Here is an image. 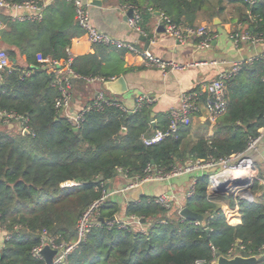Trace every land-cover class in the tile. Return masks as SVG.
I'll return each instance as SVG.
<instances>
[{"label": "trees", "instance_id": "16d2710c", "mask_svg": "<svg viewBox=\"0 0 264 264\" xmlns=\"http://www.w3.org/2000/svg\"><path fill=\"white\" fill-rule=\"evenodd\" d=\"M5 1L24 5L40 0ZM121 4L139 9L140 25L147 35L157 12L178 26L197 27L201 14L213 23L227 4L240 5L238 21L250 33L264 37V0L254 4L247 0H121ZM42 14L41 20L24 21L4 11L0 14V43L15 61L0 78V112L23 119L30 131L26 135L0 129V228L7 234L0 264H46L32 254L44 231L57 244L76 242L79 219L102 198L119 172L137 181L146 178L148 166L169 173L189 161L226 159L245 153L264 130V57L260 56L245 61L241 71L226 82V110L214 124L206 123L211 134L195 142L190 140L191 126L181 128L178 138L146 146L143 137L166 131L170 125L169 114L157 116L160 122L153 124L152 104L134 113L114 106L88 111L75 132L56 109L60 97L56 76L37 57L67 60V50L84 31L76 21L73 2L53 0ZM95 49L94 54L74 58L72 69L82 79L109 81L129 71L121 59L126 50L104 45ZM21 57L26 59L25 67L18 61ZM196 177L195 194L187 198L186 207L202 215L203 221L186 220L181 210H166L143 197L127 206L126 215L151 224L145 233L117 224L109 227L106 223L121 208L107 199L100 209V225L62 264H213L217 254L257 257L256 264H264V185L257 183L254 188L263 193L260 202L238 200L241 223L232 226L218 202L228 201L233 207L234 199L210 197L209 176Z\"/></svg>", "mask_w": 264, "mask_h": 264}, {"label": "built area", "instance_id": "2783aa9c", "mask_svg": "<svg viewBox=\"0 0 264 264\" xmlns=\"http://www.w3.org/2000/svg\"><path fill=\"white\" fill-rule=\"evenodd\" d=\"M53 0H40L39 2L27 3L24 5H11L5 0H0V9H15L20 11H32L34 15L19 16L15 19L24 21L26 19L41 20L42 12ZM73 2L76 7V21L78 25L83 29L84 35L92 45H104L107 47H114L117 49L126 50L129 53H139L137 48L129 42L117 40L106 34L99 32L92 24L89 5L85 3V0H68ZM250 4H254L256 0H247ZM124 9L129 13L132 12V16L128 17L129 26L136 32L144 34L141 28V14L138 8L133 6H126ZM161 25L164 26L166 32L175 37L182 44L187 43L189 40H199L197 47L202 50L211 49L215 40L214 36L210 32L209 28L205 25L197 27H181L174 24L167 16L160 15ZM1 28V25H0ZM230 39L236 48H240L242 45L258 46L264 45V37L255 35L238 27L230 33ZM68 59L63 61H55L51 58H44L41 55L37 57L38 62L44 69H48L56 76L55 85L59 88L60 97L55 102L56 109L61 113L68 112L71 107V90L74 83L79 80L89 81H101L108 82L105 79L100 78H88L82 79L72 69L74 58L70 54V48L67 50ZM143 56L145 65L151 68H157L163 73L172 72L175 70H183L189 65L180 64L174 61H165L161 58L154 56L149 51L141 53ZM261 57H264L262 55ZM217 65V62H200L198 65ZM14 63L8 56L6 50H0V78L3 74L11 70ZM243 62L233 63L231 70L222 73L217 79L202 85L196 90L185 93L182 95L181 104L179 108L171 110L169 113L170 125L166 131H156L152 137H143V142L146 146L156 145L167 138H178L181 128H188L193 125L195 118H197L202 109L207 113L206 121L214 124L217 117L220 116L227 107L228 90L226 82L232 77L236 76L242 69ZM114 80V79H112ZM110 81V80H109ZM153 100L147 97H141L137 101L136 108L134 110H128L122 103L109 100L102 92L97 95L92 104L81 110L77 115L67 116L70 124L74 129H79L84 121V115L91 110H103L106 106H114L126 113H134L141 109L145 104H152ZM0 118L6 122L21 121L23 125V132L29 131L25 125L23 119H18L11 114L0 112ZM30 133V131H29ZM264 139V130L261 136L255 140H252L247 151L243 154L235 155L222 160H198L189 161L184 165H178L172 169L169 173L155 170L152 166H148L146 169L147 176L143 180L131 181L122 192L132 191L139 188L143 183L150 181H165L175 178H181L185 176L193 177L191 185L188 189L187 198H191L195 194V185L197 182L196 176H209L208 194L210 197H219L226 194L230 196H224L233 198L235 205L233 207L224 209L227 215V221L230 225L236 226L241 223V214L238 200L244 199L249 202H260L257 197V193L261 191H255V185H264V157L262 158V169L257 164V159L254 157L259 152V145ZM122 172V171H121ZM123 173V172H122ZM260 177L262 180H260ZM221 184L220 187H217ZM108 188L105 187L103 196L100 200L94 202L79 219L77 226V241L67 245L65 243L57 244L56 239L51 237L47 231L42 233L41 243L35 247L32 254L36 258H43L42 251L46 246L56 250L58 255L54 258V264L64 263L68 256L79 246V244L86 240L87 235L90 233L93 227L99 226L100 209L108 199ZM254 190V191H253ZM215 192V194H214ZM148 203L152 205H158L166 210H172L175 197L171 194H161L158 196L148 198ZM132 223L127 224L125 222L114 220L108 221L107 226L112 227L115 224L122 228H131L135 225L139 230L138 232L145 233L147 230H142L141 227L145 223L142 222L140 217H130ZM7 238V234L5 236ZM3 245H0L2 248ZM215 251L214 248H212ZM217 259V255H216ZM194 264H205L204 261H197Z\"/></svg>", "mask_w": 264, "mask_h": 264}, {"label": "crops", "instance_id": "0c3cea01", "mask_svg": "<svg viewBox=\"0 0 264 264\" xmlns=\"http://www.w3.org/2000/svg\"><path fill=\"white\" fill-rule=\"evenodd\" d=\"M101 5H96L90 0H85L89 5V12L93 26L101 33L117 40H122L134 45L139 53L125 52L121 59L123 68L129 71L121 75L125 80L126 90L122 89L121 95L114 93L109 84L118 80L108 82L79 80L74 83L71 90L72 100L68 112H63L62 116H75L95 100L99 93H104L109 100L122 103L128 110H134L137 101L141 97L153 100V124H159L157 116L168 115L171 110L179 108L182 95L198 89L217 79L222 73L231 70L235 62H253L256 58L264 55V45L250 46L242 45L236 48L230 39V33L238 27L246 29V25L238 21L239 13L237 7L240 5L227 4L226 11L219 17L213 19V23L205 19V14H201L197 26H207L215 40L211 49L202 50L197 47V40H189L182 44L175 37L171 36L161 26L160 16L154 15L149 25L150 34H140L134 31L128 24V12L121 4V0H99ZM8 13L12 18L19 16L34 15L32 11H20L15 9H0ZM1 29V28H0ZM146 38L150 42L146 49ZM0 50L5 47L0 43ZM95 45L90 44L85 35L73 40L70 54L73 58L82 57L95 53ZM151 52L154 56L165 61H174L180 64L189 65L183 70H175L163 73L157 68L147 67L141 53ZM110 52V51H109ZM105 54L107 57L108 53ZM113 56V55H112ZM20 65L26 66L25 57L19 60ZM200 62H217V65H198ZM119 77V78H120ZM121 89H117L119 91ZM117 97V98H116ZM119 98V99H118ZM207 113L202 109L200 115L195 118L190 135L191 141H197L203 135H210L211 130H207ZM5 128L8 132H23L21 121L4 122L0 118V129ZM260 146V158L264 157V139ZM262 162V161H261ZM193 177L185 176L165 181H150L143 183L139 188L122 192L125 186L131 181L127 176L119 172V175L109 183L107 194L108 200L120 206L121 212L115 217L117 220L131 224L130 217L126 215V208L132 202H138L143 197H154L161 194H171L175 197V206L180 211L186 207L187 193ZM142 190V197L135 200V195ZM262 192L257 193L258 200H262ZM227 204L221 209H227ZM151 224L142 225V230H148ZM135 231L139 230L135 225L131 227ZM6 232L0 228V245H3ZM213 264H216V260Z\"/></svg>", "mask_w": 264, "mask_h": 264}, {"label": "water", "instance_id": "95a60500", "mask_svg": "<svg viewBox=\"0 0 264 264\" xmlns=\"http://www.w3.org/2000/svg\"><path fill=\"white\" fill-rule=\"evenodd\" d=\"M90 2H93L96 5H101V2L99 0H90ZM157 16H160L161 13L157 12L156 13ZM132 16V12L128 13V17ZM162 28H164V26H161ZM165 29V28H164ZM143 41L146 42V49L149 47L150 42L146 40V38H143ZM12 60V59H11ZM13 63H15V61L12 60ZM111 90L116 93L121 95L123 92V88L124 91L126 90V86H125V80L123 77L118 78L117 81L112 82L109 84ZM117 89H121L119 91H117ZM75 132H78L79 129H74ZM24 134H29V131L25 130ZM221 184H219L217 187H220ZM107 188H109V185L106 186ZM215 194V192H214ZM142 197V190L140 189L136 195H135V200L139 199ZM180 215L181 217H183L186 220L192 221V222H201L204 220L203 216L192 211L191 209H189L188 207H184L181 211H180ZM116 220V217H113L111 219V221ZM143 223H146L145 220H142ZM58 255V252L56 250L51 249L49 246H46L44 248V250L42 251V256L45 260L46 264H54V258ZM258 261L257 257H249V258H245L242 256H235L232 258H227L224 257L220 254H217V259H216V264H256Z\"/></svg>", "mask_w": 264, "mask_h": 264}, {"label": "rangeland", "instance_id": "374dc122", "mask_svg": "<svg viewBox=\"0 0 264 264\" xmlns=\"http://www.w3.org/2000/svg\"><path fill=\"white\" fill-rule=\"evenodd\" d=\"M116 98H117V97H116ZM118 99H119V98H118ZM192 126H193V125H192ZM260 146H263V145H262V144L259 145V147H258V148H259V152H257V154H255V156H257V158L254 157L255 160L257 159V162H258L257 164L259 165V167L262 166V164H261V161H262V160H261V158H260V156H261V155H260V151H261V150H260V149H261ZM260 168H261L262 171H263V167H260ZM260 180H262L261 177H260ZM263 181H264V180H263ZM253 191H254V190H253ZM255 193H258V192H255ZM222 195H223V196H219V197L230 196V194H229V195L222 194ZM218 204H219L220 207H224L226 204L229 206L230 203H229L228 201H220V202H218ZM176 210H177V206H175V203H174L173 211L175 212Z\"/></svg>", "mask_w": 264, "mask_h": 264}]
</instances>
